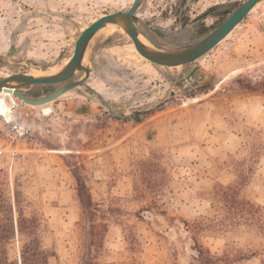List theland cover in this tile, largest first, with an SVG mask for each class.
I'll list each match as a JSON object with an SVG mask.
<instances>
[{
  "label": "rangeland",
  "instance_id": "obj_1",
  "mask_svg": "<svg viewBox=\"0 0 264 264\" xmlns=\"http://www.w3.org/2000/svg\"><path fill=\"white\" fill-rule=\"evenodd\" d=\"M132 1L0 0V78L62 67L85 26ZM242 1L141 0L138 27L152 45L179 48ZM83 64L112 113L76 90L37 106L0 93V187L11 199L20 191L49 263L82 264L88 221L78 174L109 212V264L131 261L128 231L143 264H204L193 236L216 264H264V0L196 64L151 63L117 25L92 37ZM56 86L23 90L39 97ZM219 185L236 186L260 218L217 198ZM22 242L17 235L9 245L12 258L20 259Z\"/></svg>",
  "mask_w": 264,
  "mask_h": 264
},
{
  "label": "water",
  "instance_id": "obj_2",
  "mask_svg": "<svg viewBox=\"0 0 264 264\" xmlns=\"http://www.w3.org/2000/svg\"><path fill=\"white\" fill-rule=\"evenodd\" d=\"M262 0L242 1L221 23L210 30L197 41L183 47L166 49L156 46H146L139 41V36L143 35L138 24L140 18L137 9L141 0H133L128 9H121L111 13H106L85 26L74 42V48L67 62L55 73L43 76H33L29 73L15 72L0 78V91L10 93L12 96L30 105H43L51 102L70 90H76L79 94H95L101 104L112 113L111 105L104 101L103 96L91 86L87 80L91 73V68L83 64V59L92 37L107 25H117L129 36L135 50L146 60L156 65L175 67L188 63L196 64L197 60L221 42L237 25H239L248 13ZM9 48L8 54H11ZM77 72L83 75L74 79ZM182 78L178 79L181 80ZM170 84L169 89L175 82ZM66 81V82H65ZM63 85L45 93L39 97H32L28 91L23 89L33 84L61 83ZM83 88V89H81ZM137 112V111H136Z\"/></svg>",
  "mask_w": 264,
  "mask_h": 264
},
{
  "label": "trees",
  "instance_id": "obj_3",
  "mask_svg": "<svg viewBox=\"0 0 264 264\" xmlns=\"http://www.w3.org/2000/svg\"><path fill=\"white\" fill-rule=\"evenodd\" d=\"M215 8L216 6L209 7L196 18H204L212 14ZM141 32L151 40L146 31ZM75 178L77 194L88 221L87 240L82 264H109L105 260L104 251V240L108 232L107 218L109 217V212L93 203L84 179L78 174H75ZM215 196L219 199H225L226 202L231 199V205H229L231 209H237L239 204H246L251 214L256 219L260 218V208L244 197H239L238 188L234 185H219L215 189ZM20 203L21 193L19 190H15L11 199L0 187V264H50L48 260L50 254L44 248L38 234L37 219L26 216ZM131 233V231H128L124 235L128 242V249L132 253L129 264H143L135 255L139 250V244L133 240V236H130L132 235ZM17 235L23 237L19 260L12 258L9 254V245ZM192 239L197 244V256L200 257L202 263L216 264L219 261V258L211 254L208 248H203L197 242L196 236H193Z\"/></svg>",
  "mask_w": 264,
  "mask_h": 264
},
{
  "label": "bare ground",
  "instance_id": "obj_4",
  "mask_svg": "<svg viewBox=\"0 0 264 264\" xmlns=\"http://www.w3.org/2000/svg\"><path fill=\"white\" fill-rule=\"evenodd\" d=\"M107 26H111V25H107ZM139 41L146 45V46H149V47H152L153 45L151 43H149V41L143 37L142 35L139 36ZM55 67V66H54ZM61 68V67H60ZM60 68H58L57 70H40V72L36 73V72H33V71H30L29 74L33 75V76H43V75H49V74H53L55 72H57ZM0 93H7V92H4V91H0ZM10 94V93H8ZM46 110V109H45ZM48 111V110H47Z\"/></svg>",
  "mask_w": 264,
  "mask_h": 264
},
{
  "label": "flooded vegetation",
  "instance_id": "obj_5",
  "mask_svg": "<svg viewBox=\"0 0 264 264\" xmlns=\"http://www.w3.org/2000/svg\"><path fill=\"white\" fill-rule=\"evenodd\" d=\"M68 60V59H67ZM67 60L64 62V64L67 62ZM58 68H60V67H58V66H55V67H50V69H48V70H57ZM37 70H39V69H37ZM40 71V70H39ZM33 72H34V70H33ZM83 75V72H81V74L79 75V77L78 78H80L81 76ZM75 76V75H74ZM77 78V79H78ZM66 82V81H65ZM65 82H61V83H51V84H56L57 86L55 87V88H57V87H59V86H61V85H63ZM42 86H45V85H49V84H41ZM54 88V89H55ZM53 90V89H52ZM51 91V90H50ZM50 91H46L45 93H48V92H50Z\"/></svg>",
  "mask_w": 264,
  "mask_h": 264
}]
</instances>
